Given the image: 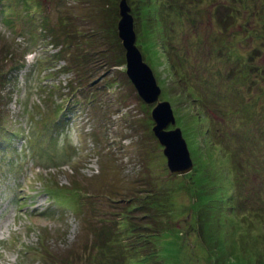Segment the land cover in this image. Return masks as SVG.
<instances>
[{
  "label": "rangeland",
  "instance_id": "1",
  "mask_svg": "<svg viewBox=\"0 0 264 264\" xmlns=\"http://www.w3.org/2000/svg\"><path fill=\"white\" fill-rule=\"evenodd\" d=\"M10 1L9 13L0 5V50L24 63L0 65V240L12 242H1L0 264H99L100 252L110 255L101 264H264V0H172L181 17L171 0H127L162 88L154 104L126 74L121 0L118 17L101 0L98 18L84 0H33V18L30 1ZM68 15L87 35L65 52L39 24ZM159 101L174 111L167 129L188 143L194 167L184 175L171 173L153 132ZM102 227L117 232L113 254L90 253Z\"/></svg>",
  "mask_w": 264,
  "mask_h": 264
},
{
  "label": "water",
  "instance_id": "2",
  "mask_svg": "<svg viewBox=\"0 0 264 264\" xmlns=\"http://www.w3.org/2000/svg\"><path fill=\"white\" fill-rule=\"evenodd\" d=\"M119 16L117 32L125 50L126 74L143 101L147 104H154L162 88L136 44L134 18L127 0L120 1ZM152 118L155 122L153 132L164 147L163 152L171 173L184 175L192 171L194 162L181 128L167 129L170 124L176 123L171 104L168 101H159L152 111Z\"/></svg>",
  "mask_w": 264,
  "mask_h": 264
},
{
  "label": "trees",
  "instance_id": "3",
  "mask_svg": "<svg viewBox=\"0 0 264 264\" xmlns=\"http://www.w3.org/2000/svg\"><path fill=\"white\" fill-rule=\"evenodd\" d=\"M27 1H30V3H28V4L26 3L25 5L31 7V9H33V10L28 11V15H29L30 18H33L37 14V12H36L37 11V5L33 3V0H26V2ZM84 1H85V3L88 2L87 5H89L90 7L94 8V10H92V16L95 14V17L98 18L102 14L105 13V11H104L103 8H105L104 7V3H106V2H103L101 0H84ZM106 1H107V3L110 6H112V10L115 11V13H114L115 14V17H118V13L116 11V9H117L116 2H115L116 0H112L113 5L110 4L111 0H106ZM99 2H100V4H99ZM0 5H1V9H2L3 14H6V13H9L10 12V6H12L10 0H1ZM166 6L168 7V10L174 11L175 14L178 17H181V16H179L181 14V10L180 9L183 6V4H181V2H180V6H179L178 3H174L171 0V1H169V3H167ZM107 7H108V5H107ZM97 11H99V15L96 13ZM39 15L42 16L41 12H39ZM73 15L75 16V14H73ZM45 18L46 17H44V20H45ZM116 20H117V18H116ZM80 23L81 22L79 20L75 21V19L72 18L70 15H68V17L65 19L64 24H63V20L61 22H59V26H56V25H48V21H45L44 23L39 24L40 25V28H41V32H43L41 34V36L42 35H45L43 37H44V40H45L46 43L47 42H50V44H52L53 46H55L57 48L60 47L61 50L62 49H66L65 52H67V49L70 47L71 44H75L76 42H78V44H79L82 41V40L79 39V37L81 35H83L82 37H84V36L87 35V33L84 32L79 27V24ZM97 23H99V22H97ZM101 23H103V24H98V25H96V28L93 29V33L94 34L93 33H89V35H90L89 36V40L90 41L95 40L94 37L97 36L98 32H100L101 30H103V28H105L104 27L105 26L104 21L101 22ZM114 26H115V30H116V23H115ZM165 29H166V27H165ZM77 34H79L78 37H77ZM119 44H120V41H119ZM120 46L122 47L121 44H120ZM122 49H123V47H122ZM5 51H6V48L5 49L4 48H1V50H0V52H2V53H5ZM123 51H124V54H123L122 58L124 59L125 50L123 49ZM7 54H8V52H6L4 54V56H6L4 60H0V65L2 67H4L5 65H7L10 62H11V65H13V64L16 63V67L13 66V69H17L18 70V68L21 67V64L20 63H24L23 60L15 58V56L13 54H10L9 56ZM123 63H124V61H123ZM1 66H0V74L3 71V69H2ZM51 67L52 66H44L43 65V69H48V68H51ZM244 176L245 175H243L242 173L239 174V177H237L238 180L235 183L238 184V182H242V183L246 182L247 179H245ZM243 188H244V186H243ZM200 193H199V196L197 197L196 205L197 206L200 205V207H202V206L206 205V204H202L203 202H206V201H204V198H203L206 195L200 194ZM239 195L240 194L238 193L239 200L241 201ZM200 207H199V209H200ZM206 224L207 223H204V225H206ZM130 226H131L130 228H132L134 230L137 229V227H138L137 224H135V223H133L131 221H130ZM209 227L211 228L212 226L209 225ZM210 228H206L207 232L205 230V233H203L204 234L203 235V237H204L203 240L209 241V235H210V232H211V229ZM201 230H202V227H201ZM101 231H104L103 230V227L100 228V230H99L100 237H102L103 239H102L101 242H99V239L97 237H95V239L98 241V244L99 245H97V242L94 239L93 244L90 246V253L91 252L94 253V251L97 250V249H99V251H102L103 250V252L104 251H107V252H110L111 253V251L114 249V246L116 245V241H117V232L114 229H112L111 230V233L109 235H107V237H104L102 235V232ZM164 231H165V229L163 228V230H161V234H158L155 237L161 236V238H163ZM168 235H169V233H168ZM210 237H211V235H210ZM210 240H211V243H212V239H210ZM155 241H156V239H155ZM148 243L149 244H152L151 241H148ZM238 244H235V245H238ZM214 246H215L214 243H212L211 244V252H212ZM154 252L156 254L158 252V249H156ZM220 253H223V251H221ZM220 253H218V255H216L218 258H219V254ZM111 254H113V253H111ZM152 254H153L152 251H150V257H152ZM235 254L236 255H239V254H237V251H235ZM259 255H261V253H259ZM109 256H110L109 254H105V253H101L100 252V253L97 254L96 258H95V256H93L94 257L93 259H94V261L98 262V258H99V262H98L99 264L102 263L101 261H104V262L106 261L105 263H107L109 261ZM209 256L212 257V254H210ZM219 260L220 259H217L216 262H219ZM148 261H149L148 259L147 260H143L142 261V264H148L149 263ZM221 264H226V259L225 258H223V260H221Z\"/></svg>",
  "mask_w": 264,
  "mask_h": 264
}]
</instances>
